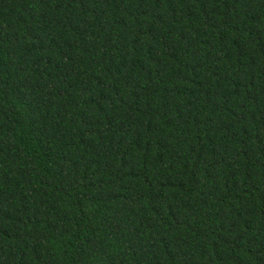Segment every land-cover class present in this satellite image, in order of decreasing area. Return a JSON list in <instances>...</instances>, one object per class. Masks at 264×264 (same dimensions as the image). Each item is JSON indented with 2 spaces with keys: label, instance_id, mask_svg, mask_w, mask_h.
I'll return each mask as SVG.
<instances>
[{
  "label": "trees",
  "instance_id": "trees-1",
  "mask_svg": "<svg viewBox=\"0 0 264 264\" xmlns=\"http://www.w3.org/2000/svg\"><path fill=\"white\" fill-rule=\"evenodd\" d=\"M0 264H264V0H0Z\"/></svg>",
  "mask_w": 264,
  "mask_h": 264
}]
</instances>
